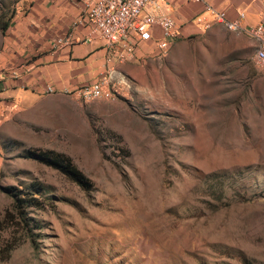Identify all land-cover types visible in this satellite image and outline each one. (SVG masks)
I'll list each match as a JSON object with an SVG mask.
<instances>
[{"label": "rangeland", "instance_id": "374dc122", "mask_svg": "<svg viewBox=\"0 0 264 264\" xmlns=\"http://www.w3.org/2000/svg\"><path fill=\"white\" fill-rule=\"evenodd\" d=\"M35 1L0 0V58ZM227 30L105 53L92 100L81 88L0 99V264H264V72ZM255 71L262 104L241 110ZM43 150L90 189L37 161ZM9 187L39 188L27 228Z\"/></svg>", "mask_w": 264, "mask_h": 264}, {"label": "crops", "instance_id": "0c3cea01", "mask_svg": "<svg viewBox=\"0 0 264 264\" xmlns=\"http://www.w3.org/2000/svg\"><path fill=\"white\" fill-rule=\"evenodd\" d=\"M85 1L37 0L13 22L9 27L11 31L4 38L6 49L0 58V65L3 64L0 68V99L15 98L19 104L21 100L18 99L27 98V92L44 94L46 86L54 93L77 92L93 85L110 68L104 60V41L92 34V24L83 6ZM145 12L169 17L178 28L179 39L212 24L223 26L218 18L220 13L227 21L239 20L242 29L258 24L264 29V0H153ZM234 35L237 42H250L252 48L255 46L251 51L253 58L257 40L245 33ZM66 37L71 38V43L53 50L54 43ZM160 40V30L154 29L152 38L143 44L157 48L156 42ZM141 44L135 45V51ZM123 45L120 44V50ZM132 53L124 54V57H131ZM252 74V91L240 101L246 105L241 110H256L262 104L259 92L262 72Z\"/></svg>", "mask_w": 264, "mask_h": 264}, {"label": "bare ground", "instance_id": "6f19581e", "mask_svg": "<svg viewBox=\"0 0 264 264\" xmlns=\"http://www.w3.org/2000/svg\"><path fill=\"white\" fill-rule=\"evenodd\" d=\"M152 2L153 0H86L83 3L88 20L92 24V34L104 41L107 61L116 57L124 59V54H131L136 44L149 41L154 29L160 30L161 33V40L156 42L159 49H166L169 43L180 38L177 26L169 17L145 12L146 7ZM240 17L242 15H239ZM218 18L226 29L248 34L257 40L253 60L264 72L263 26L258 24L242 29L239 20L227 21L222 13L218 14ZM129 40L135 42H128ZM70 43L69 37L58 39L53 45V50L68 46ZM121 43L124 44L122 50ZM95 83L79 90L82 99L92 100L101 95V86ZM45 93L51 94L53 89L46 86Z\"/></svg>", "mask_w": 264, "mask_h": 264}, {"label": "trees", "instance_id": "16d2710c", "mask_svg": "<svg viewBox=\"0 0 264 264\" xmlns=\"http://www.w3.org/2000/svg\"><path fill=\"white\" fill-rule=\"evenodd\" d=\"M7 27L6 23L1 24L0 29L4 30ZM35 159L41 164L55 169L84 190H89L90 182L85 176L71 163L70 159L58 152L52 150H43L33 153ZM6 194L11 199V209L17 216L23 228H27L28 221L26 214L28 209H41L44 205L43 200L40 199L38 190L35 193H22L21 190H16L11 187L6 188ZM30 231V230H27Z\"/></svg>", "mask_w": 264, "mask_h": 264}]
</instances>
